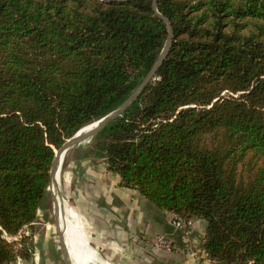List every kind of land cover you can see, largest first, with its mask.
<instances>
[{"label": "trees", "instance_id": "16d2710c", "mask_svg": "<svg viewBox=\"0 0 264 264\" xmlns=\"http://www.w3.org/2000/svg\"><path fill=\"white\" fill-rule=\"evenodd\" d=\"M152 1L0 0V264L29 257L10 238L36 222L54 152L152 69L158 15L163 63L77 159L205 221L211 261L264 264V0Z\"/></svg>", "mask_w": 264, "mask_h": 264}, {"label": "crops", "instance_id": "0c3cea01", "mask_svg": "<svg viewBox=\"0 0 264 264\" xmlns=\"http://www.w3.org/2000/svg\"><path fill=\"white\" fill-rule=\"evenodd\" d=\"M65 169L63 181L69 197L66 199L71 200L75 210L73 221L79 225L80 232L85 229L87 245L104 264H217L202 248L205 221L191 220L190 234L183 238L172 228L169 213L155 208L137 191L120 187L119 176L108 171L103 161L78 159ZM39 214L40 211L37 218ZM42 223L45 226L46 222ZM39 225L36 220L28 227L29 257L11 264H64L62 255L58 261L51 244L41 242L45 237L39 234ZM154 235L169 236L174 251L170 254L153 251L148 240ZM73 243L77 251L74 260L89 264L82 249Z\"/></svg>", "mask_w": 264, "mask_h": 264}, {"label": "water", "instance_id": "95a60500", "mask_svg": "<svg viewBox=\"0 0 264 264\" xmlns=\"http://www.w3.org/2000/svg\"><path fill=\"white\" fill-rule=\"evenodd\" d=\"M102 1H105V2H111V1L122 2L125 0H102ZM152 6H153V10L156 12V0L152 1ZM158 17L166 24L168 37H167V40L164 44V47H163L160 55L158 56L156 62L153 65L152 69L144 77V79L142 80L140 85L137 87V89L131 94V96L118 109L109 113L108 115H106L105 117L100 119L99 121L79 130L73 137L68 139L62 145V147L59 150L54 152V158H53L51 168H50V172H49L50 183L48 186V190L51 192L52 195H53V187L55 185V181H54L55 167L59 163V166L61 169L66 153L69 150H71L72 148H74L75 146H77L78 144H80L81 142L86 141V140L90 139L91 137H93L94 135H96L99 131L104 129L111 121H113L115 118L120 116L130 106V104L136 99V97L141 93V91L144 89V87L152 80V78L156 74L157 69L163 63V61H164V59L168 53V50H169L170 40L172 38V30H171L169 22L166 18H164L160 15H158ZM58 197L60 198V195H58ZM62 210L60 208V202L58 203V199L56 198L54 200L53 212H54V215H55L56 221H57L55 228H56V232H57V236H58V240H59V249H60L61 255L63 257V263L64 264H75L73 262V260L71 259L70 254L68 252L67 245L65 242V237H64L65 234L63 232V237H62L60 234V231H59V224L62 225V220H61V215L63 214ZM62 228H63V225H62Z\"/></svg>", "mask_w": 264, "mask_h": 264}, {"label": "rangeland", "instance_id": "374dc122", "mask_svg": "<svg viewBox=\"0 0 264 264\" xmlns=\"http://www.w3.org/2000/svg\"><path fill=\"white\" fill-rule=\"evenodd\" d=\"M78 151L79 149L76 147V148H72L69 152H67V157L65 159V162L63 161L64 164H62V168H61V174H60V171H59V195H60V198H61V201H62V205H63V213H64V217L66 218H70L69 217V214H70V210H72L73 212L75 211L73 209V206H72V203H71V200L69 201L68 199H66V188H65V184H64V179H63V172L64 170H66L65 168L67 167V165H70L74 162H76V160L78 161L77 159V155H78ZM51 197H53V195L51 194V192L49 190H47L46 192V195H45V198L42 202V205H41V208H40V214H39V218H37V221L39 222V227L40 228V231H39V234L40 235H44L45 239H41V242L43 244H45V242H48L49 245L51 244L54 251L57 253L58 255V261H60V249H59V240H58V236H57V232H56V229H55V226H56V217L54 215V212H53V207H52V199ZM67 198H69L67 196ZM72 216V215H71ZM76 218V217H75ZM46 222L45 223V226H44V223L42 222ZM36 232V231H33V233ZM84 232H85V229H84ZM66 239V242H67V246H68V249H69V253H70V257L71 259L73 260V262L75 264H78L76 260H74V258H77L76 256V246H74V243L72 241H70L69 239ZM29 241L30 239L27 241V244H26V248L28 249L29 248ZM41 243V244H42ZM94 264H104L100 257L98 256L97 252H96V258H95V263Z\"/></svg>", "mask_w": 264, "mask_h": 264}, {"label": "bare ground", "instance_id": "6f19581e", "mask_svg": "<svg viewBox=\"0 0 264 264\" xmlns=\"http://www.w3.org/2000/svg\"><path fill=\"white\" fill-rule=\"evenodd\" d=\"M59 171H60V166L58 163L55 167V176H54L55 185L53 187V197H51V199H52V207L54 205V200L57 198L58 203L60 202V208L62 210L63 209L62 201L58 197V195H59V191H58L59 190V182H60L59 181ZM71 215H72V210H70V214H69L70 218L64 217V213L61 215L63 228H62V225L59 224L60 234L63 237V232H64V234H65L64 237L69 238L71 241L75 242L78 247H80L82 249V251L86 255V258L89 261V264H94L95 263V255H94L91 247L87 245L88 240L86 237H84V232L82 229L80 232L79 225L77 223H75V221H73V218ZM64 223L66 224L67 227L65 226ZM65 242H66V239H65ZM66 245H67V242H66ZM67 249H68V246H67ZM68 252H69V249H68ZM85 264H88L87 261H85Z\"/></svg>", "mask_w": 264, "mask_h": 264}, {"label": "built area", "instance_id": "2783aa9c", "mask_svg": "<svg viewBox=\"0 0 264 264\" xmlns=\"http://www.w3.org/2000/svg\"><path fill=\"white\" fill-rule=\"evenodd\" d=\"M170 222L174 231L180 233L183 238H187L191 231V223L185 222L174 214H170ZM29 238L30 231L28 227H24L16 236L11 237L10 240L16 241L15 248H19L18 241L22 238ZM149 247L156 252L162 254H170L174 251V243L167 235H154L148 240Z\"/></svg>", "mask_w": 264, "mask_h": 264}]
</instances>
